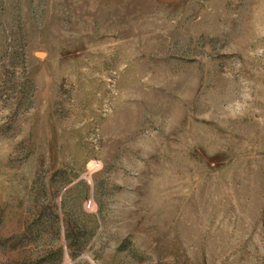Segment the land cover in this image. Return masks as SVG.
Instances as JSON below:
<instances>
[{"label": "rangeland", "instance_id": "374dc122", "mask_svg": "<svg viewBox=\"0 0 264 264\" xmlns=\"http://www.w3.org/2000/svg\"><path fill=\"white\" fill-rule=\"evenodd\" d=\"M0 264H264V0H0Z\"/></svg>", "mask_w": 264, "mask_h": 264}]
</instances>
